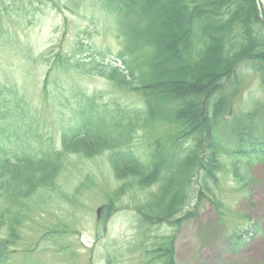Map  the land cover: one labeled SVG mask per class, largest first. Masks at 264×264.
Masks as SVG:
<instances>
[{
  "label": "rangeland",
  "instance_id": "1",
  "mask_svg": "<svg viewBox=\"0 0 264 264\" xmlns=\"http://www.w3.org/2000/svg\"><path fill=\"white\" fill-rule=\"evenodd\" d=\"M137 1H146L143 6L155 4L149 8L151 13L143 9L137 14L136 3H131L132 12L145 21L136 39L151 41L152 33L163 29L160 38L165 37L169 50L158 51L153 62L161 61L158 66L168 72L160 74L159 68L149 65L146 78L130 88L123 86V76L100 75L97 65L112 62L126 73L115 60L123 44L113 8L121 0H0V147L9 145L14 153L22 147V152L33 156L61 154L54 180L43 186L27 188L18 183L16 188H20L14 190L7 180L9 173L4 180L0 178V239L12 231L9 227L15 231V241L1 264H264V165L257 160L264 149L249 141L236 146L235 132L229 133L236 120L251 117L250 112L256 116L248 123L264 124V76L256 63H239L217 97L226 105L222 110L218 107L214 132L198 154L199 160H205L207 146L224 152L215 157L221 164L212 165L220 171L207 186L212 193L202 191L195 180L198 192L190 187L178 212L174 207L167 214L159 206L166 201H161L165 195L158 194L157 179L139 181L132 166L117 173L108 148L91 154L80 151L78 145L71 152L62 148V131L81 110V94L93 97L97 105L113 108L116 103L141 111V97L148 94L146 82L181 77L174 72L181 64L172 49L183 30L176 0ZM255 2L264 11L263 0ZM152 14L161 20L152 23ZM254 30L261 32L262 27L255 25ZM57 54L64 60L82 58L85 65L50 68ZM208 67L207 72L214 70L212 63ZM189 79L184 78L187 86ZM209 114L210 110L201 118ZM153 122H143V129L138 123L132 126L129 147L118 149L147 162L155 138L162 145L169 140L170 149L178 153L192 143L188 137L175 139L179 127L173 121ZM108 126H101L100 131ZM109 129L107 133L117 136L123 128ZM245 156L252 161L248 167L242 160ZM151 182L156 183L146 186ZM172 182L177 184L174 201L178 206L184 201L186 183ZM158 195L154 202L152 198ZM108 200L113 209L101 218Z\"/></svg>",
  "mask_w": 264,
  "mask_h": 264
},
{
  "label": "trees",
  "instance_id": "2",
  "mask_svg": "<svg viewBox=\"0 0 264 264\" xmlns=\"http://www.w3.org/2000/svg\"><path fill=\"white\" fill-rule=\"evenodd\" d=\"M132 2L136 3L135 13L137 14L143 9L149 11V8L155 4L152 1V5L146 4L144 7L142 3L144 4L146 1L121 0V4H116L117 6L113 8L118 13L117 19L122 32L120 39L123 44V51H120L119 57L115 60L121 62L126 73L119 72L118 68L120 67L115 66V63L112 62L97 64L101 67L100 75L104 77L123 76L126 78L121 80L123 86L130 88L135 82H142L146 78V69L149 65L154 66L155 69L159 68L157 72L160 74L163 72L166 75L168 70L164 69L161 64L158 66L161 61L155 60L153 62V59L159 53L158 51L169 50L167 41L164 40L165 37H162L164 39L160 38L163 29L160 33L154 31L151 41L145 43L137 41L138 34L144 31L145 21L132 12L133 10L130 8ZM176 2L182 13L183 30L182 36L176 41V47L173 46L172 49L174 48L176 62L181 64L174 68V72H180L181 77L172 78V80L161 78L159 81L156 79L146 82L148 94L141 97L144 105V109L141 111L122 108L116 103L113 108H108L109 105L107 104H98V106L96 101H93V97L81 94L82 108L74 114L73 121L69 123L66 129H63L60 137L62 148L63 150L66 149L65 151L71 152L78 145L80 151L91 154L93 150L105 147L109 150V158L115 164L117 173L132 166L136 173L135 177L139 181L157 179V183H159L158 194L160 196L165 195L164 200L161 201H166L159 206L167 214H170L174 207H176L174 209L176 212L183 209L181 204L188 197L190 187H195V180L199 183L202 191L212 193L207 189V186L209 182L217 180L220 172L214 169L212 165L221 164L215 157L217 154H224V152L221 149L207 146L209 148L207 156L206 151H203L205 160H199L198 154H200L203 144L211 138L212 132H214L217 112H220L218 107L221 110L225 108V101L217 97L224 88V82L230 77L232 70L239 63H249L250 66H254L253 64L256 63L255 66L262 69L264 76V11L258 9L259 6L255 0H176ZM152 19V23L155 20H161L153 14ZM159 22L156 21L155 23ZM255 25H260L262 31H255ZM155 35L157 37L154 40ZM138 52H141L142 56H138ZM162 54H165V51ZM92 60L95 62V59ZM65 61L69 62L65 63ZM84 62L82 58L71 59L69 57L64 60L57 54L50 68L64 67L67 63L71 67L81 68L85 65ZM208 63H212L214 66V70L211 72H207V67L210 65ZM199 70L200 74H198ZM138 71L141 74L138 75ZM147 76L152 78L150 77L151 73H147ZM188 77L190 78L188 80L190 85L187 86L184 78ZM113 79L119 78L114 77ZM8 88L6 87V89ZM208 110H210V122L207 115L206 118H201ZM250 113L249 115L252 116L246 117L243 121L238 118L239 120H236L234 124V129H231L229 133L231 135L235 132V135L232 136H236L234 141L237 143L236 146L242 145L244 141H249V145L264 149V136L259 134H264V124L259 126L256 123H248L247 120L256 116L255 112ZM91 114L95 116L92 120L88 118ZM157 119L171 120L179 127L176 140L187 137L190 139L192 143L189 144L188 142L187 149L183 150V153H178L176 149H170L169 140L165 142V145H162L157 138L154 140L153 149L147 162H143L127 150L118 149L122 145L129 147L130 142L127 139H130L132 126L137 125V123L140 126L143 122L153 125L151 123ZM106 125L109 126L100 131L101 126ZM143 127L145 126H142V129ZM109 128L123 129L120 135L112 136L107 133ZM227 155L233 156L232 153H227ZM60 159L61 154L57 151L33 156L22 152V147H20L19 152L14 153L13 148L9 145L3 146L0 147V178L4 180L9 173L7 180L14 190L20 188H16L18 183L24 184L27 188L31 187L32 184H34L33 187L37 184L43 186L54 180L59 170ZM242 160L245 167L252 164L251 159L247 156L243 157ZM257 160L264 165V153ZM181 162H186L187 166L180 164ZM176 179L186 183L182 187L184 201H181L178 206H175L174 201V196L178 194L174 193L177 184L172 182ZM154 183L156 182L147 183L146 186ZM169 186L170 188H168ZM196 191L198 192V189ZM159 195L158 197L152 196V200L156 202ZM111 209H113V202L108 200L105 203L101 218L105 214H109ZM139 211L142 212L141 208ZM9 228L12 231H9L5 238L0 239V264L7 259L6 250L8 246L15 241L13 237L15 231L12 227Z\"/></svg>",
  "mask_w": 264,
  "mask_h": 264
},
{
  "label": "water",
  "instance_id": "3",
  "mask_svg": "<svg viewBox=\"0 0 264 264\" xmlns=\"http://www.w3.org/2000/svg\"><path fill=\"white\" fill-rule=\"evenodd\" d=\"M263 2H264V0H263Z\"/></svg>",
  "mask_w": 264,
  "mask_h": 264
}]
</instances>
